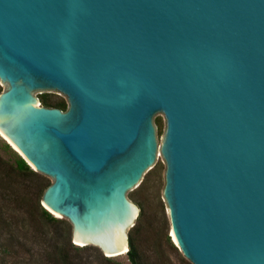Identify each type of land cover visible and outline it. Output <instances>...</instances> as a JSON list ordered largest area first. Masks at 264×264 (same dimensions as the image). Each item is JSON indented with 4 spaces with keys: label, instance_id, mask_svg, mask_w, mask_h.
Returning a JSON list of instances; mask_svg holds the SVG:
<instances>
[{
    "label": "water",
    "instance_id": "1",
    "mask_svg": "<svg viewBox=\"0 0 264 264\" xmlns=\"http://www.w3.org/2000/svg\"><path fill=\"white\" fill-rule=\"evenodd\" d=\"M0 86V134L73 244L128 252L159 148L188 264H264V0H0Z\"/></svg>",
    "mask_w": 264,
    "mask_h": 264
},
{
    "label": "rangeland",
    "instance_id": "2",
    "mask_svg": "<svg viewBox=\"0 0 264 264\" xmlns=\"http://www.w3.org/2000/svg\"><path fill=\"white\" fill-rule=\"evenodd\" d=\"M1 89L0 86V92ZM35 95L40 105L43 96L50 103H66V98L59 93ZM154 124L159 146L164 117L157 114ZM19 158L23 159L0 134V264H59L58 255L63 257V264H130L126 253L107 258L97 247L73 244L70 223L66 219L52 213L61 222L44 219L40 211L42 191L52 180L35 172L27 162L34 172L18 170ZM164 171L165 164L158 148L153 168L143 176L136 189L127 193L128 199L139 208L135 225L131 232L128 231V243L131 235L138 250V264H188L170 235L162 197ZM67 241L73 247L67 245Z\"/></svg>",
    "mask_w": 264,
    "mask_h": 264
},
{
    "label": "trees",
    "instance_id": "3",
    "mask_svg": "<svg viewBox=\"0 0 264 264\" xmlns=\"http://www.w3.org/2000/svg\"><path fill=\"white\" fill-rule=\"evenodd\" d=\"M40 102H41V104H42L44 107H48V108H59V109H61V110H63V111H65V110L67 109V104H66L64 101H62V102H58V103H50V102L48 101V99H47L45 96L40 97ZM5 147L8 148L7 145H5ZM17 168H18V170H20V171L29 170L30 172H34V171H32V170L29 169V167H28V165L26 164V162H25L23 159H21V158H19V159L17 160ZM48 186H49V185H48ZM48 186H47V187H48ZM47 187H45V188L43 189L42 192H44L45 189H46ZM42 194H43V193H42ZM40 211H41V214H42V216L44 217V219H46L47 221H50V222H53V223H55V222H61L59 219H55V218H54V217H53V216H52L47 210H45L42 206H40ZM131 230H132V229H131ZM131 230H130V232H131ZM128 244H129V250H128V252L126 253V255H127V257H128V260L130 261V264H138V250H137V248H136V246H135V244H134V241H133L131 235H129V243H128ZM67 245L73 247V245L70 243V241H67ZM61 251L64 253V252H65V249H62ZM57 260L60 261L59 264H63V263H64V262H63V257L60 256V255H58ZM70 264H71V263H70Z\"/></svg>",
    "mask_w": 264,
    "mask_h": 264
},
{
    "label": "bare ground",
    "instance_id": "4",
    "mask_svg": "<svg viewBox=\"0 0 264 264\" xmlns=\"http://www.w3.org/2000/svg\"><path fill=\"white\" fill-rule=\"evenodd\" d=\"M9 142V141H8ZM10 143V142H9ZM11 144V143H10ZM13 146V145H12ZM14 147V146H13ZM14 149H16L15 147H14ZM17 151V150H16ZM171 236H172V234H171ZM172 238H173V240H174V237L172 236ZM175 241V240H174ZM81 245V244H80ZM117 245H121V243L120 244H117ZM124 252H125V248H124Z\"/></svg>",
    "mask_w": 264,
    "mask_h": 264
}]
</instances>
